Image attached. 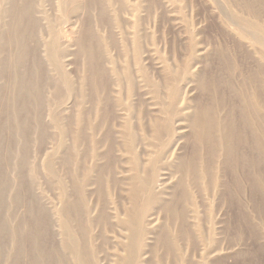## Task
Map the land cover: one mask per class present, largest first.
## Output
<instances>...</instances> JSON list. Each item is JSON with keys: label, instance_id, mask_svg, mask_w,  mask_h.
<instances>
[{"label": "rangeland", "instance_id": "374dc122", "mask_svg": "<svg viewBox=\"0 0 264 264\" xmlns=\"http://www.w3.org/2000/svg\"><path fill=\"white\" fill-rule=\"evenodd\" d=\"M61 1L0 0V264H47L51 246L61 245L63 220L78 235L79 198L96 204L101 189L108 219L98 223L92 240L83 237L84 264H119L128 242L119 226L123 207L141 214L152 232L143 238V264H264V25L237 0ZM52 41L56 46L48 48ZM125 96L139 139L132 155L117 126ZM83 113L89 122L80 121ZM104 117L105 134L114 133L109 150L88 131ZM157 152L164 171L156 179L170 175L156 187L164 198L150 212L159 218L152 229L150 214L138 209L146 202L135 201L127 180L133 157L148 165Z\"/></svg>", "mask_w": 264, "mask_h": 264}, {"label": "bare ground", "instance_id": "6f19581e", "mask_svg": "<svg viewBox=\"0 0 264 264\" xmlns=\"http://www.w3.org/2000/svg\"><path fill=\"white\" fill-rule=\"evenodd\" d=\"M71 1V0H70ZM74 1H76V0H74ZM227 1V0H226ZM241 1L243 2V3H241ZM78 2V1H77ZM76 2V3H77ZM55 3V2H54ZM69 3H71V2H69ZM23 4V3H22ZM21 4V5H22ZM63 4H64V1L62 0L61 2H60V5H62L63 6ZM74 4V3H73ZM227 4H229V2L227 1ZM237 4H242L243 6H245V7H249V9L247 8V9H245V11L248 13V16L249 17H251L254 21H255V23H261V24H263L264 25V0H237ZM20 5V6H21ZM70 5V4H69ZM77 5H78V3H77ZM61 6V7H62ZM228 6V8H230V6L229 5H227ZM27 7V6H26ZM60 7V6H59ZM20 8H22V6L20 7ZM25 8V7H24ZM23 8V9H24ZM41 8H42V6H41ZM29 9V8H28ZM43 10H44V8H42ZM25 10V9H24ZM62 10H63V8H62ZM76 10V9H75ZM27 12H28V10H26ZM60 11V10H59ZM240 11H242L241 9H240ZM4 12V11H3ZM26 12V13H27ZM41 13H44V12H42V10L40 11ZM32 13V12H31ZM31 13H29L30 15H31ZM76 13V12H75ZM5 14H6V10H5ZM24 14H25V12H24ZM50 14V13H49ZM26 15V14H25ZM27 16H29V15H27ZM32 16H34V15H32ZM45 17V15H43V14H41V16L40 17ZM52 16V15H51ZM26 17V16H25ZM38 18V17H37ZM51 18V17H50ZM33 19H35V17H33ZM44 19V18H43ZM45 19H47L46 17H45ZM45 19L43 20V21H45ZM56 19V18H55ZM36 20H39V19H36ZM35 20V21H36ZM42 20V19H41ZM41 20H39V21H41ZM51 20H53V19H51ZM28 21V20H27ZM27 21H25V22H27ZM56 20H54V22H55ZM37 22V21H36ZM55 23H57V22H55ZM55 23H54V25H55ZM27 24V23H26ZM37 24V23H36ZM38 24H39V22H38ZM42 24V23H41ZM44 24V23H43ZM43 24H42V26H43ZM47 25H49V24H47ZM54 25H53V27H54ZM40 26V25H39ZM56 26H57V24H56ZM27 27V26H26ZM35 27H37V25H35ZM28 28V27H27ZM48 29H50V27H47ZM56 28V27H55ZM255 29H258V28H255ZM36 30H38V29H36ZM41 30H42V28H41ZM45 30H46V27H45ZM31 31V30H30ZM258 31H260V29L258 30ZM49 32V31H48ZM47 32V33H48ZM37 33V32H36ZM46 33V34H47ZM259 33H262L263 34V32H259ZM31 34V33H30ZM37 34H39V33H37ZM41 34H42V32H41ZM34 35V34H33ZM48 35V34H47ZM264 35V34H263ZM43 36V35H42ZM46 35H44V37H45ZM51 36V35H50ZM30 37V36H29ZM35 37V36H34ZM47 37V36H46ZM45 37V38H46ZM258 39H259V37L258 36H256ZM32 38V37H31ZM38 38V37H37ZM36 38V39H37ZM40 38V37H39ZM38 38V39H39ZM43 38V37H42ZM44 38V39H45ZM138 38V37H137ZM49 39H51V38H49ZM61 39V38H60ZM139 39V38H138ZM33 40V39H32ZM46 40V39H45ZM44 40V41H45ZM31 41V40H30ZM49 41V40H48ZM56 41V40H55ZM55 41H52V42H50L48 45H47V47L48 48H54L55 46H56V44H55ZM42 42H40V44H41ZM45 43V42H44ZM63 43H64V41H63ZM62 43V45H64ZM67 43V42H66ZM65 43V44H66ZM138 43V42H137ZM59 44H61V43H59ZM69 44V43H68ZM62 45H60V46H62ZM37 46H38V44H37ZM46 46V45H45ZM59 46V47H60ZM42 48H43V46H42ZM46 48V47H45ZM61 48V47H60ZM28 49V48H27ZM33 49V48H32ZM36 49V48H35ZM38 49V48H37ZM21 50V49H20ZM19 50V51H20ZM26 50V49H25ZM34 50V49H33ZM43 49H41L40 50V52L42 51ZM62 50V49H61ZM32 52V51H31ZM38 52V51H37ZM43 52H44V50H43ZM43 52H41V54H43ZM61 52V51H60ZM34 53L35 52H33V55H34ZM46 53H47V51H46ZM84 53H85V51H84ZM95 53L97 54L98 52H96V50H95ZM41 54L40 55H38V56H40L41 57ZM55 54H56V52H55ZM59 54V53H58ZM62 54V53H61ZM92 54H94V52H92ZM32 55V56H33ZM47 55V54H46ZM57 55V54H56ZM94 56V55H93ZM45 57H47V56H45L44 55V58ZM57 57H59V55L57 56ZM64 57L65 56H62L61 58H63L64 59ZM19 58V57H18ZM60 58V59H61ZM88 58V57H87ZM93 58H95V57H93ZM100 58H101V56H100ZM262 58V57H261ZM39 59V58H38ZM49 59V58H48ZM62 59V60H63ZM18 60V59H17ZM24 60V59H23ZM22 60V61H23ZM46 60H47V58H46ZM57 60H58V58H57ZM25 61V60H24ZM44 61V60H43ZM54 61H56V60H54ZM59 61V60H58ZM61 61V60H60ZM59 61V62H60ZM93 61H94V59H93ZM40 62V61H39ZM50 62V61H49ZM100 62V61H99ZM23 63V62H22ZM51 63V62H50ZM61 63H62V61H61ZM21 64V63H20ZM20 64H19V66H20ZM34 64V63H33ZM41 64V63H40ZM47 64V63H46ZM94 64V63H93ZM92 64V65H93ZM100 64V63H99ZM23 65V64H22ZM48 65H50V64H48ZM101 65V64H100ZM52 66V65H51ZM59 66V65H58ZM63 66H66V65H64V63H63ZM32 68V67H31ZM53 68V67H52ZM93 69V68H92ZM35 70V69H34ZM41 70V69H40ZM61 70V69H60ZM140 70H141V68H140ZM32 72H33V69L31 70ZM54 71H56V69L54 68ZM99 71V70H98ZM105 71V70H104ZM142 71V70H141ZM140 71V72H141ZM57 72V71H56ZM96 73H99V72H97L96 71ZM32 74V73H31ZM104 74V73H103ZM133 75V74H132ZM33 76V75H32ZM97 76V75H96ZM139 77V76H138ZM105 78H106V76H105ZM118 78V77H117ZM129 78H130V76H129ZM136 78V77H135ZM21 79H22V77H21ZM42 79V78H41ZM142 80V79H141ZM17 81H19V80H17ZM65 81V80H64ZM129 81V80H128ZM136 81V80H135ZM23 82H25L24 81V78H23V80H22V83ZM119 82H121V81H119ZM118 82V83H119ZM20 83H21V81H20ZM19 83V84H20ZM18 83H16V85H17ZM44 84V83H43ZM41 85L42 87L43 86H45V85ZM69 84H71V83H69ZM120 84V83H119ZM131 84V83H130ZM118 85V84H117ZM17 86H20V85H17ZM46 86H47V84H46ZM42 87H40V89L42 88ZM131 87V86H130ZM18 87H16V89H17ZM20 88H18V90H19ZM22 89V88H21ZM20 89V90H21ZM72 89V88H71ZM132 90V89H131ZM36 91V90H35ZM42 92H43V90H41ZM28 92V91H27ZM31 92V91H30ZM114 92H116V91H114ZM132 92V91H131ZM20 93V92H19ZM23 93V92H22ZM26 93V92H25ZM104 93V92H103ZM106 93V92H105ZM17 94H18V92H17ZM21 94V93H20ZM41 95V94H40ZM105 95H107V94H105ZM118 95H120V97H121V95H122V91L121 92H119V94ZM125 95V94H124ZM109 96V95H108ZM27 97V96H26ZM25 97V98H26ZM29 97V96H28ZM109 97H111V96H109ZM126 97V96H125ZM124 97V98H125ZM128 97V96H127ZM126 97V98H127ZM17 98H19V96L17 97ZM21 98V97H20ZM19 98V99H20ZM25 98H24V100H25ZM30 98V97H29ZM41 98V97H40ZM39 98V99H40ZM118 98V97H117ZM109 99V98H108ZM119 99V98H118ZM129 99V97L126 99V100H120L123 104H121V106H119L120 108H118V109H120V112H121V116L119 117V119H118V121H119V125H117L118 126V131H116V132H118V134H119V140H121L122 142H124V143H127V145H126V151H128V153L130 152L131 153V155H132V151L135 149V148H137V146L139 145L138 144V141H139V139H136V137H135V133H136V128L134 129V127H133V123H132V121H131V114H133L134 113V111H133V113H132V109H133V104H132V102L130 101V99H129V101H127ZM27 101H30V100H28V99H26ZM25 100V102L23 101V103H26L27 101ZM33 100V99H32ZM173 100H175V99H173ZM121 102H119V105H120V103ZM176 103V102H175ZM27 104V103H26ZM177 104V103H176ZM162 105V104H161ZM181 105V104H180ZM118 106V105H117ZM116 106V107H117ZM137 107V106H136ZM138 108V107H137ZM136 108V109H137ZM167 108V107H166ZM178 109V108H177ZM204 109H206V108H204ZM207 109H209V108H207ZM116 110V109H115ZM114 109H113V111H115ZM107 111V110H106ZM112 111V110H111ZM179 111V110H178ZM201 111H203V109L201 110ZM82 112V111H81ZM83 112H85L84 110H83ZM116 112V111H115ZM114 112V113H115ZM118 112H119V110H118ZM162 112H164V111H162ZM161 112V113H162ZM214 112V111H213ZM112 113V112H111ZM215 113V112H214ZM164 114V113H163ZM165 114H166V112H165ZM164 114V115H165ZM174 114H175V112H174ZM213 114V113H212ZM120 115V114H119ZM119 115H117V116H119ZM134 115V114H133ZM170 115V114H169ZM201 115V114H200ZM217 115V114H216ZM228 115V114H227ZM40 115H38V117H39ZM135 116V115H134ZM166 116V115H165ZM41 117V116H40ZM110 118H111V120H112V117L111 116H109ZM136 117V116H135ZM138 117H140V116H138ZM210 117V116H209ZM214 117H215V114H214ZM214 117H213V119H214ZM218 117V116H217ZM105 118L106 117H104V118H101V119H99L98 120V122L97 123H95V124H88V126H89V129H88V131H90V133L92 132L93 133V135H92V138H93V136H98V137H100V139L103 141V142H101V143H99V144H97L98 146H105V145H107L108 143H111V141H112V135L114 134H110V132H106V134H105V131H106V127H107V123H106V121H105ZM115 120H116V118L115 117H113ZM158 118V117H157ZM162 118V117H161ZM205 118H206V116H205ZM37 119V118H36ZM41 119V118H40ZM88 119H89V117H87V113H83L81 116H80V121L81 122H84V123H86V121L87 122H89L88 121ZM208 119V118H207ZM90 120V119H89ZM109 120V119H108ZM115 120H112L113 122L115 121ZM157 120H160V118L159 119H157ZM162 120V119H161ZM165 119H163V121H164ZM211 120V119H210ZM215 120V119H214ZM41 121V120H40ZM118 121H117V123H118ZM142 121V120H141ZM145 121V120H144ZM199 121H200V118H199ZM206 121V120H205ZM37 122H38V119H37ZM80 122V123H81ZM133 122H135L136 123V121H133ZM158 122V121H157ZM157 122L155 123L156 125H157ZM165 122V121H164ZM218 122V121H217ZM39 123H41V122H39ZM39 123H38V127H39ZM146 123V122H145ZM152 123V122H151ZM224 123V122H223ZM110 124V123H109ZM139 124V123H138ZM206 124V123H205ZM212 124V123H211ZM214 124H215V122H214ZM220 124V123H219ZM233 124V123H232ZM80 125V124H79ZM111 125H113V127L115 126L114 124H111ZM135 125V124H134ZM143 125V124H142ZM156 125H154L155 126V128L157 127ZM158 125H159V123H158ZM160 125H162L161 123H160ZM225 125H227V124H225ZM87 125H86V127H88ZM110 126V125H109ZM108 126V127H109ZM116 126V127H117ZM143 126H146V125H143ZM163 126V125H162ZM208 126V125H207ZM220 126V125H219ZM236 126V125H235ZM41 127V126H40ZM80 127V126H79ZM113 127H111L112 128V130H113ZM116 127H114V128H116ZM139 127V126H138ZM160 127V126H159ZM172 127V126H171ZM208 127H210V126H208ZM212 127V126H211ZM217 127H218V123H217ZM140 128V127H139ZM152 128H153V126H152ZM158 128V127H157ZM161 128V127H160ZM204 127H202V129H203ZM226 128V127H225ZM163 129V128H162ZM169 129V128H168ZM235 129V128H234ZM82 130L84 131L85 130V125L84 124H82L81 123V134H82ZM87 130V129H86ZM225 130V129H224ZM223 130V131H224ZM228 130V129H227ZM107 131H108V129H107ZM115 131V130H114ZM161 131V130H160ZM238 131V134H239V130H237ZM86 131H84V133H85ZM112 132V131H111ZM198 132H200V131H198ZM219 132V131H218ZM225 132V131H224ZM90 133H87V134H89L90 135ZM101 133H103L102 134V137L100 136V134ZM145 133V132H144ZM221 133V132H220ZM219 133V134H220ZM232 133V132H231ZM86 134V133H85ZM137 134V133H136ZM157 134V133H156ZM161 134H163V132H161ZM200 134H201V132H200ZM206 135H207V133H205ZM228 134V133H227ZM254 134V133H253ZM25 135V134H24ZM78 135V134H77ZM158 135V134H157ZM173 135V134H172ZM172 135H171V137H172ZM205 135V136H206ZM222 135H224V134H222ZM242 135V134H241ZM257 135V134H256ZM83 136H85L84 134H83ZM117 136V135H116ZM137 136V135H136ZM148 137H149V135H147ZM166 136V135H165ZM174 136V135H173ZM199 136V134H197V137ZM208 136V135H207ZM229 136V135H228ZM228 136H224V137H228ZM252 136H254V135H252ZM139 137V136H138ZM144 137V136H143ZM197 137H196V140H197ZM220 137V136H219ZM238 137H239V135H238ZM84 138V137H83ZM92 138H91V140H92ZM108 139V140H103V139ZM158 138V137H157ZM229 138V137H228ZM259 138V137H258ZM78 139V138H77ZM94 139H95V137H94ZM114 139H116V137L114 138ZM144 139H145V137H144ZM148 139H150V137L148 138ZM170 139V138H169ZM173 139V138H172ZM198 139H200V138H198ZM202 139V138H201ZM200 139V140H201ZM208 139V138H207ZM213 139V138H212ZM211 139V140H212ZM222 139V138H221ZM230 139V138H229ZM228 139V140H229ZM240 139V138H239ZM242 139V138H241ZM247 139V138H246ZM177 140V139H176ZM175 140V141H176ZM223 140V139H222ZM95 141V140H94ZM152 141V140H151ZM151 141H150V143H151ZM156 141V140H155ZM160 141H162V140H160ZM159 141V142H160ZM202 141V140H201ZM201 141H199V142H201ZM85 142V141H84ZM122 142H121V144H122ZM168 142V141H167ZM205 143V147H207L206 146V141H204ZM213 142V141H212ZM224 142V141H223ZM228 142V144H231V143H229V141H227ZM258 142V141H257ZM94 143L95 142H93V144H91V145H94ZM107 143V144H106ZM123 143V144H124ZM157 143H158V141H157ZM202 143V142H201ZM240 143V142H239ZM256 143V142H255ZM83 144V143H82ZM121 144H120V146H121ZM155 144V143H154ZM159 144V143H158ZM157 144V145H158ZM259 144V143H258ZM114 145H116V144H114ZM114 145L113 146H110V147H112V149H113V147H114ZM119 145V144H118ZM147 145H151V144H148L147 143ZM221 145V144H220ZM252 145V144H251ZM62 148L64 147V145L62 146V145H60ZM125 146V145H124ZM154 146V145H153ZM169 146V145H168ZM171 146V145H170ZM169 146V147H170ZM173 146H175V145H173ZM209 146V145H208ZM229 146H231V145H229ZM228 146V147H229ZM224 147V146H223ZM237 147V146H236ZM257 147H258V145H257ZM264 147V146H263ZM118 148V147H117ZM233 148V147H232ZM93 149V148H92ZM115 149V148H114ZM141 149V148H140ZM139 149V150H140ZM149 149V148H148ZM151 149V148H150ZM153 149V148H152ZM158 149V148H157ZM157 149H155V150H157ZM159 149H160V147H159ZM167 149H168V147H167ZM171 149V148H170ZM231 148L229 147V151H231L230 150ZM87 150V149H86ZM85 150V151H86ZM107 150H109V144H108V149ZM118 150H120V148L118 149ZM143 150V149H142ZM146 150V149H145ZM155 150H153V151H155ZM219 150V149H218ZM227 150V149H226ZM95 151V150H94ZM93 151V152H94ZM116 152H117V150H115ZM121 151V150H120ZM125 151V152H126ZM135 151H136V149H135ZM150 151V150H149ZM152 151V150H151ZM152 151V152H153ZM223 151V150H222ZM229 151H228V153H229ZM233 151H235V150H233ZM87 152V151H86ZM116 152H113V153H116ZM143 152H144V150H143ZM168 152V151H167ZM216 152H217V149H216ZM218 152H220V150L218 151ZM253 152V151H252ZM123 153V152H122ZM138 153H140V152H138ZM145 153V152H144ZM164 153H165V151H164ZM93 154V153H92ZM95 154V153H94ZM146 154V153H145ZM156 154V153H155ZM168 154V153H167ZM166 154V155H167ZM219 154V153H218ZM217 154V155H218ZM236 154H238V152L236 153ZM108 155V154H107ZM106 155V156H107ZM113 156H115L116 154H112ZM121 155H124V154H121ZM121 155H118L117 154V156H121ZM130 155V154H129ZM169 155V154H168ZM202 155V154H201ZM216 155V154H215ZM229 155V154H228ZM231 155V154H230ZM230 155H229V157H230ZM94 156V155H93ZM104 156V155H103ZM125 156V158H126V155H124ZM123 156V157H124ZM171 156V155H170ZM236 156V155H235ZM92 157V156H91ZM111 157V156H110ZM139 157V156H138ZM133 157L131 160H135V162L132 164V166H131V169H129V170H131V172L130 173H132V175L130 176V178L127 180V182H131L132 184H133V186H134V188H135V190H136V195H135V201H137L138 203L140 202V201H144V202H146V207L144 206L143 208L142 207H140V205L138 204V209L139 208H141L142 209V211H143V213L144 214H150L148 217H151V224L149 225V226H151V228L153 229V227L154 226H156V224H158V221H159V218L157 217V214H152V213H150L151 211H152V209H154L162 200H163V198H164V196L163 197H160V191L159 190H156V187H159L158 189H161L160 188V186H163L162 184H160L161 182H164V181H168V176L170 175V174H167V173H164V174H161V175H158V177H159V181L156 179V176H157V172H159V171H164V170H162L163 168L162 167H160V164L159 163H161V161H160V158H163L162 156H160V154H158V152H157V155L156 156H153V155H149V157H151V161H150V163H148V165H147V163H144L143 161H142V158L141 157ZM144 157V156H143ZM149 157H147V159L149 158ZM217 157V156H216ZM221 157V156H220ZM239 157V156H238ZM252 157V156H251ZM102 158V157H101ZM106 158V157H105ZM109 158V157H108ZM119 158H121V157H119ZM131 158V157H130ZM138 158V159H137ZM166 158V157H165ZM202 158V157H201ZM199 159V158H197L198 160H203V158L202 159ZM222 158V157H221ZM242 158V157H241ZM92 159H93V157H92ZM99 159H100V157H99ZM111 159V158H110ZM115 159V158H114ZM144 159H146L145 157H144ZM169 159V158H168ZM195 159V158H194ZM193 159V160H194ZM231 159V158H230ZM127 160H129V158L127 159ZM130 160V161H131ZM150 160V159H149ZM167 160V159H166ZM227 160V159H226ZM233 160V159H232ZM236 160V159H235ZM252 160V159H251ZM98 161V160H97ZM120 161V160H119ZM125 161V160H124ZM168 161V160H167ZM188 160H186V162H187ZM205 161V160H204ZM248 161V160H247ZM87 162V161H86ZM89 162V161H88ZM93 162H94V160H93ZM99 162V161H98ZM111 162V161H110ZM128 162V161H127ZM126 162V163H127ZM165 162V161H164ZM236 162V161H235ZM241 161H239V163H240ZM100 163V162H99ZM117 163V162H116ZM125 163V162H124ZM162 163H163V161H162ZM162 163H161V165H162ZM166 163V162H165ZM180 163V162H179ZM189 163H190V161H189ZM198 163H200L201 164V161L200 162H198ZM238 163V164H239ZM255 163V162H254ZM123 164V163H122ZM129 163H127V164H125V165H127L128 167H130L129 165H128ZM170 164V163H169ZM168 164V166H171V165H169ZM188 164V163H187ZM206 164V163H205ZM256 164V163H255ZM85 165H87V163L85 164ZM178 165V164H177ZM191 165V164H190ZM188 166V168H189V170H191L190 169V167L191 166ZM207 165V164H206ZM89 166V165H88ZM87 166V167H88ZM104 166V165H103ZM149 168H148V167ZM164 166H166L165 164H164ZM167 166V167H168ZM181 166V165H180ZM183 166V165H182ZM84 167V166H83ZM86 167V168H87ZM127 167V168H128ZM146 167H147V169L149 170V172H147V170H146ZM173 167H174V165H173ZM195 167V166H194ZM197 167V166H196ZM196 167L194 168V169H196ZM200 167V166H199ZM88 168H90V167H88ZM87 168V169H88ZM111 167H109V169H110ZM126 168V169H127ZM160 168H162L161 170H160ZM170 168V167H169ZM86 169V170H87ZM91 169V168H90ZM198 169V168H197ZM206 169V168H205ZM208 169V168H207ZM89 170V169H88ZM99 170V169H98ZM112 170V169H111ZM129 170L128 171H126L125 170V172H128L129 173ZM171 170V169H170ZM173 170V169H172ZM209 170V169H208ZM94 171V170H93ZM124 171V170H123ZM253 171H254V169H253ZM92 172V171H91ZM110 172V171H109ZM171 172V171H170ZM173 172V171H172ZM175 172V171H174ZM200 172V171H199ZM112 173V172H111ZM122 173V172H121ZM185 173V172H184ZM189 173V172H188ZM124 174H126V173H123L122 174V176H124ZM184 175H186V174H184ZM188 175H190V174H188ZM204 175V174H203ZM128 176V175H127ZM180 176V175H179ZM126 177V176H125ZM183 177V176H182ZM208 177H209V175H208ZM160 178H161V182H160ZM185 178V177H184ZM183 178V179H184ZM190 178H191V176H190ZM193 178V177H192ZM206 178H207V176H206ZM189 179V178H188ZM203 179H205V178H203ZM177 180V179H176ZM186 180V179H185ZM208 180V179H207ZM103 181V180H102ZM101 182V181H100ZM165 183V182H164ZM101 184V183H100ZM166 185V184H165ZM180 185H181V182H180ZM192 185V184H191ZM191 185H190V187H191ZM167 187H169V186H167ZM163 188V187H162ZM189 188V187H188ZM182 195H183V193H182ZM136 196H138V197H136ZM144 196V197H143ZM173 196H175V195H173ZM172 196V197H173ZM177 197H178V195H176ZM188 196H190L191 197V195L189 194ZM187 195H186V197H188ZM64 198V197H63ZM173 199V198H172ZM79 200L81 201V209L80 208H77L76 209V212H77V214L78 215H76L77 217H78V220H79V223H80V226H81V230H80V233L77 235L74 231H72V229H70L71 227H69L70 225H68V223L66 222V221H64V220H67V219H64L63 220V224H62V230H63V232H62V230H61V233H62V237H61V235H59L60 236V238H61V245H60V247L59 246H56V245H52L51 246V250H50V252H49V258H50V261H52L53 262V264H58V262H59V264H84V256H85V254H86V245L84 244V242H83V237L86 239V238H89V234H90V238H91V240L94 238V236H93V231H94V229H95V227L98 225V223H101L102 221H104V220H102V218L103 217H105L106 216V213H105V211H106V209H107V199H106V197H103V191H102V189L100 190V192H99V197H97V202H96V204H93V205H90V199H89V197H81V198H79ZM174 200V199H173ZM187 202V201H186ZM69 203V202H68ZM67 203V204H68ZM168 203V202H167ZM167 203L165 204L166 205V207H168L167 206ZM188 203V202H187ZM169 204V203H168ZM72 206V205H71ZM136 207H137V203H136ZM175 207H176V205H175ZM175 207H173V208H175ZM71 208H73V206L71 207ZM164 208V207H163ZM162 208V209H163ZM170 208H171V206H170ZM173 208H171L172 210H174ZM137 209V210H138ZM167 209V208H166ZM71 210H73V209H71ZM111 210H113V208L111 209ZM140 210V209H139ZM139 210H138V212H139ZM180 210V209H179ZM118 211L120 212V213H118V217L120 218V222H119V226L122 228V229H124V231L126 232V234H127V240H128V242H125L122 246H121V250L123 251V255L120 257V259H119V264H141L142 262H144V260L142 259V257L143 256H145V254H144V250H146L147 249V245L145 244V240H143V238L144 237H146L147 235H148V237H149V234H152V232L151 231H148V229L147 228H145V225H146V223H144V218L141 216V214L139 215V214H134V215H130L129 213H127L126 212V210L124 209V207H123V209H118ZM178 211V210H177ZM72 212V211H71ZM75 212V211H74ZM96 212H100V215L98 216V217H94V218H91L90 217V215H93L94 213H96ZM155 212V211H154ZM171 212V211H170ZM169 212V213H170ZM175 212V211H174ZM68 213H70V211H69V209H68V207L66 208V211L64 212V214L66 215V217H67V214ZM125 213V214H124ZM73 214H75V213H73ZM171 214V213H170ZM175 214V213H174ZM83 215L85 216V218H86V220H84L83 219ZM121 215H122V217H121ZM72 216V215H71ZM146 216V215H145ZM178 216V215H177ZM75 217V216H74ZM171 217H172V215H171ZM90 218V219H89ZM106 219L105 220H107L108 218L107 217H105ZM115 218V217H114ZM173 218V217H172ZM76 219V218H75ZM181 220V219H180ZM75 221H77V220H75ZM148 224V223H147ZM148 226V227H149ZM61 227V226H60ZM147 227V226H146ZM156 230V229H155ZM160 231H161V229H160ZM169 231V230H168ZM167 231V232H168ZM180 232H182V231H180ZM91 233H92V235H91ZM159 234H161V232L159 233ZM170 234H173V233H170ZM177 234V233H176ZM175 234V236H177ZM179 235H180V233H178ZM37 235H38V233H37ZM151 236V235H150ZM164 236V235H163ZM162 236V237H163ZM38 237V236H37ZM148 237L146 238L147 240H148ZM180 237V236H179ZM31 238V237H30ZM36 238V237H35ZM155 238V237H154ZM177 238V237H176ZM175 238V239H176ZM37 240V239H36ZM154 240V239H153ZM161 240V239H160ZM163 240V239H162ZM161 240V241H162ZM176 241V240H175ZM27 242V241H26ZM36 242H38V241H36ZM87 243V242H86ZM159 243V242H158ZM162 243V242H161ZM37 244V243H36ZM35 244V245H36ZM60 244V243H59ZM151 244V243H150ZM154 245V244H153ZM161 245V244H160ZM174 245V244H173ZM37 246V245H36ZM170 246V245H169ZM175 246H177V244L175 245ZM38 247V246H37ZM156 247V246H155ZM178 247V246H177ZM28 248H30V246L28 247ZM149 248H150V246H149ZM153 248H154V246H153ZM175 248V247H174ZM46 249V248H45ZM48 249V248H47ZM30 250V249H29ZM35 250H36V248H35ZM180 250V249H179ZM178 250V251H179ZM37 252H38V250H36ZM44 251V250H43ZM62 253H60V252ZM167 254L168 255H174L175 254V251H173L172 250V248H167ZM177 251V252H178ZM45 252H47V251H45ZM68 252V254H70V257L69 258H71V261L69 262L68 261V259H67V257H66V253ZM149 252H150V250H149ZM39 253V252H38ZM43 253V252H42ZM180 253H182L181 251H180ZM47 254V253H46ZM37 255V254H36ZM39 255V254H38ZM183 255V254H182ZM208 255V254H207ZM211 255V254H210ZM30 256V255H29ZM43 256V255H42ZM41 256V257H42ZM180 257H183V256H180ZM216 258H217V256H215ZM219 257V256H218ZM43 258V257H42ZM149 258V255H148V257L146 258V259H148ZM208 258V257H207ZM210 258V257H209ZM44 259H45V257H44ZM211 259V258H210ZM42 260V259H41ZM44 261V260H43ZM49 261V262H50ZM31 263L33 262V261H30ZM49 262L47 263V264H49ZM85 263H87V262H85ZM43 264V263H42ZM143 264V263H142Z\"/></svg>", "mask_w": 264, "mask_h": 264}]
</instances>
